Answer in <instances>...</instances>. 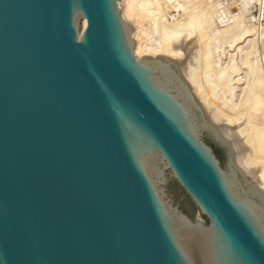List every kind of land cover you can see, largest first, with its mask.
<instances>
[{"label": "water", "instance_id": "water-1", "mask_svg": "<svg viewBox=\"0 0 264 264\" xmlns=\"http://www.w3.org/2000/svg\"><path fill=\"white\" fill-rule=\"evenodd\" d=\"M132 33L118 0H0V264H264V190L188 45L138 59Z\"/></svg>", "mask_w": 264, "mask_h": 264}, {"label": "bare ground", "instance_id": "bare-ground-1", "mask_svg": "<svg viewBox=\"0 0 264 264\" xmlns=\"http://www.w3.org/2000/svg\"><path fill=\"white\" fill-rule=\"evenodd\" d=\"M170 1L173 2L139 0V4L136 3L138 11L142 12H139L140 22L150 19L154 24L151 32L157 38L152 40L147 37L140 23V28L132 33L133 53L139 59L148 55H168L183 60L184 48L188 45L186 52L189 55L181 66L183 78L198 104L207 109L211 124L227 126L225 141L238 140L237 149H245L238 159V170L245 174H255L259 187L264 190V70L262 71L260 59L254 55L252 39L246 47L244 45L240 48L239 60L234 59V54L230 53L229 60L224 65L219 53L222 44L220 37L229 35L225 39L228 40L229 47H233L246 36L255 37V32L242 18L225 24L223 29L216 27L212 6L202 7L203 2L192 5L189 9L179 4L182 5L183 12L170 22L166 18L169 8L167 3ZM134 5L133 0H125L122 12L125 21L133 20L136 14ZM85 26L86 20L83 18L81 31ZM263 30L262 35L260 34L262 38ZM251 57L254 59L251 60ZM239 64L246 66V85L240 86L242 97L235 102V84H239V78L235 77Z\"/></svg>", "mask_w": 264, "mask_h": 264}, {"label": "rangeland", "instance_id": "rangeland-1", "mask_svg": "<svg viewBox=\"0 0 264 264\" xmlns=\"http://www.w3.org/2000/svg\"><path fill=\"white\" fill-rule=\"evenodd\" d=\"M133 1L135 4L134 5V8H135L134 11L136 14L133 16L132 21H127V22L130 24V26L132 27L133 30L139 29L140 28L139 26L141 23V28L144 29V31L146 32L147 37H149L152 40H156L157 37L155 36L154 33L152 34V32H151L152 28L154 27L153 22H151L150 19L142 20V22H140L139 12H141V11H138L139 8L136 7V5L139 4L138 3L139 0H133ZM160 1L164 2L165 0H160ZM187 1H189V2H187ZM201 2H203L202 7L212 6V12L214 13V23H215L216 27L223 29L225 27V24H228V23L234 21L235 19H238V18L241 19L242 18V20H244L243 22L248 23V25L255 32V37L246 36L247 38L244 37L240 42L235 44L233 47H229L230 44L228 45V42H227L228 40L225 39V38L229 37V35H226V37H220L219 41L222 44H221V49H219L220 50L219 53L221 56V62H223L222 64H224V63L226 64L228 62L227 60H229L228 56L230 55V53L234 54V55H232V56H234V59L239 60V58L241 56V54L239 52L240 48L242 49L244 47V45L246 47L248 45L250 39H252L253 49L255 51L254 55L256 56L257 59H260L259 62H260V65L262 66V71H263L264 70V68H263L264 63H261V62H264L263 61L264 60V54H263L264 53V38L261 37V35H262L261 32L264 29V0H173V2L170 1V3H173L176 7L172 6L173 4L167 3V5H169L168 6L169 8L167 7L168 9H167L166 18L168 21H170V20L173 21L172 20L173 18L177 19L182 14V12H183L182 5H179V4H183L186 9H189L190 6L199 5V4H201ZM118 3H119V5L121 4L120 6H121L122 12H123V5L125 4V0H118ZM188 3L190 5H187ZM215 5H217V6H215ZM137 11H138V13H137ZM249 21H250V23H249ZM81 28H82V20H80V30H81ZM254 41H256V42H254ZM150 56L156 57V56H152V55H150ZM164 56L171 57L168 55H164ZM135 57H137V56L135 55ZM252 58L254 59V57H251V60H252ZM261 59H263V60H261ZM239 65L240 66H239L238 71L236 72L237 75L235 77V79L239 78L237 80V82L239 84H235V89H234L235 90V94H234L235 98L233 97V100L235 102H238L239 99H241V97H242L241 87L246 85V82H245V79H246L245 73L247 71L245 68L246 66H243L242 64H239ZM263 76H264V73H263ZM236 99H237V101H236ZM186 208H189L188 204H187ZM193 216H199V213L196 211ZM201 217L203 218V220H205V218L203 216H201Z\"/></svg>", "mask_w": 264, "mask_h": 264}, {"label": "trees", "instance_id": "trees-1", "mask_svg": "<svg viewBox=\"0 0 264 264\" xmlns=\"http://www.w3.org/2000/svg\"><path fill=\"white\" fill-rule=\"evenodd\" d=\"M214 149H215V151L217 152L218 155H221V152H220V150L217 147H215ZM170 185H171L172 189H174L176 192H178L180 195H182L184 197L183 198V203L188 204L189 208H186L185 204L181 205V207L184 209V211L187 212L188 214H190L191 216L194 215V213L197 211V208L191 202L189 197L183 192V190L177 185V183L171 182Z\"/></svg>", "mask_w": 264, "mask_h": 264}]
</instances>
